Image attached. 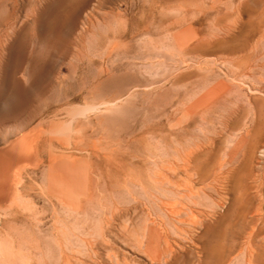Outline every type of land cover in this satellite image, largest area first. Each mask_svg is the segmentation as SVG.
I'll list each match as a JSON object with an SVG mask.
<instances>
[{
    "label": "rangeland",
    "instance_id": "rangeland-1",
    "mask_svg": "<svg viewBox=\"0 0 264 264\" xmlns=\"http://www.w3.org/2000/svg\"><path fill=\"white\" fill-rule=\"evenodd\" d=\"M78 1L0 32V264H264V0H89L60 37Z\"/></svg>",
    "mask_w": 264,
    "mask_h": 264
},
{
    "label": "bare ground",
    "instance_id": "bare-ground-1",
    "mask_svg": "<svg viewBox=\"0 0 264 264\" xmlns=\"http://www.w3.org/2000/svg\"><path fill=\"white\" fill-rule=\"evenodd\" d=\"M28 1V2H27ZM66 1L67 0H60V2H62V3H66ZM100 1V0H99ZM38 2H40V0H13V5L15 6V8L12 10V11H10V13H8V14H6L7 16H5V18H3V19H1L0 20V32H6L7 30H10V29H12V28H14V26H15V24H16V20H17V17H18V15H17V11H19L18 9L20 8V6L22 7V6H24V4H27V3H29L31 6H33V9H32V11L35 9V7H38V6H36L37 4H38ZM88 2H89V0H80V1H78L76 4H74V8L72 9V12L70 13V15H69V17L67 18V19H63L64 20V22H63V24H61L62 26V28L64 27V28H67L68 30V33H66V34H63V33H59L60 35H58V36H60V37H62L63 35H65V36H67L69 33H73L75 30L74 29H76L75 28V25H76V23H77V21H76V19H77V15H78V12L82 9V10H84L83 8H85V7H87L86 5L88 4ZM101 3V2H100ZM99 3V4H100ZM103 3V2H102ZM40 4V3H39ZM98 6V5H97ZM64 7V6H63ZM72 8V7H71ZM56 10V9H55ZM52 11V10H51ZM19 13V12H18ZM42 13V12H41ZM80 13V12H79ZM53 14V13H52ZM42 15H43V13H42ZM19 18V17H18ZM47 19V18H46ZM153 21V20H152ZM41 25H40V29H41V31H42V33L44 34V35H53V33H55L56 31H55V29H56V26L60 23L59 22V20H58V18L57 17H54V18H51V19H49V17H48V20H42V21H40L39 22ZM141 29H143V31H145V32H151L152 30H151V28H148L147 26H139ZM63 28V29H64ZM59 29H61V28H59L58 27V30ZM63 29H61V30H63ZM57 30V29H56ZM74 30V31H73ZM151 30V31H150ZM61 32H63V31H61ZM66 32V31H65ZM51 36H49V37H51ZM54 36V35H53ZM57 36V35H56ZM55 36V37H56ZM47 38V37H46ZM54 38V37H53ZM52 38V39H53ZM66 38V37H65ZM64 38V39H65ZM56 39V38H55ZM57 39H58V37H57ZM59 39H61L62 41H63V39L62 38H59ZM0 40H1V38H0ZM61 40H57V41H61ZM54 42V44H56L55 42H57V41H55V40H53ZM58 43V42H57ZM19 50H20V45L17 43L13 48H12V50H11V53H10V57H9V60H8V62H7V64H6V66H5V76H4V80H5V82L6 83H8V84H10L11 85V87L12 86H14L13 88L16 90V92H15V90L13 91V92H15V94H16V96H18V97H20L19 95L21 94L20 92H19V85H18V82L16 81V75L19 73V71L21 70V61H22V57H21V55H20V52H19ZM21 51V50H20ZM23 52V51H22ZM23 56V55H22ZM23 64V63H22ZM17 98V97H16ZM20 99V98H19ZM18 99V100H19ZM22 99V98H21ZM15 99L14 98H12V100L9 102V104H7L5 107L7 108V109H11L12 110V107H13V105L15 106V103H20V100L18 101V102H16V101H14ZM91 109H93L92 107H83V108H76V109H73V110H71L70 112H71V115H72V117H74V116H77V115H83V114H86L87 113V111H89V110H91ZM97 110V109H96ZM95 111V110H94ZM93 111V112H94ZM72 121V120H71ZM71 123V122H70ZM68 127V126H67ZM66 132V131H65ZM69 141V140H68ZM70 145V144H69ZM194 150H192V152H191V150H190V153L188 152V153H184V154H182V155H178L179 154V152H178V158L177 159H175L174 158V160H173V163H174V161L175 160H178L179 162L178 163H176L175 162V164H174V168L173 167H171V168H173V174H175V175H179V174H182V173H187L188 171H189V168H190V166H191V163H193L192 162V160H193V157H194V153L195 152H193ZM196 151V150H195ZM182 152L180 151V154H181ZM197 153V152H196ZM154 155V154H153ZM152 157V156H151ZM156 157H157V155H156ZM1 158V157H0ZM195 158V157H194ZM171 162V161H170ZM169 162V163H170ZM171 165H172V162L170 163ZM178 164H180V165H178ZM51 167H52V165H51ZM170 167V166H169ZM167 168H164V169H162V171L164 170V172H165V170H166ZM170 169V168H169ZM168 169V170H169ZM168 170L166 171L167 173H168ZM171 171H172V169H171ZM162 173V172H159L160 174H158L157 176H156V178H157V180L161 183V182H163V180H169V176L168 175H170V174H166V173ZM220 173V172H219ZM217 174V173H216ZM222 174V173H221ZM216 176V175H215ZM220 177H221V175H219ZM218 176V177H219ZM225 176H226V174H225ZM225 176H223V177H225ZM190 177V176H189ZM227 177V176H226ZM186 178V177H185ZM188 178V177H187ZM212 178V177H211ZM124 179V178H123ZM192 179V178H191ZM191 179H189L190 181H191ZM221 179H223V178H221ZM220 179V180H221ZM188 180V179H187ZM203 180V179H202ZM218 180V179H217ZM219 180V181H220ZM225 180H227V179H225ZM189 181V182H190ZM219 181H217V183L219 182ZM157 182V181H156ZM169 182V181H168ZM189 182H188V184H189ZM192 182H194V180L192 181ZM199 182H201V181H199ZM186 184H187V182H185ZM191 183V182H190ZM222 183H225V182H222ZM208 184V183H207ZM179 185V184H178ZM185 185V184H184ZM184 185H183V188L182 189H187V188H184ZM209 185V184H208ZM187 186V185H186ZM212 187H213V185H211ZM210 186V187H211ZM179 187V186H178ZM182 187V186H181ZM180 187V188H181ZM214 187H217V186H214ZM194 188V186L193 185H190V188H188V190L190 189V190H192ZM214 189V188H213ZM220 189V188H219ZM216 190V189H215ZM185 191V190H184ZM224 191V190H223ZM186 192V191H185ZM198 192V191H197ZM217 192H219V191H217ZM193 195V194H192ZM223 195V194H222ZM68 196V195H67ZM191 196V195H190ZM194 196V195H193ZM173 207V206H172ZM174 210V209H173ZM166 234V233H165ZM162 237H165V236H162ZM194 237V236H193ZM168 238V237H167ZM166 237L164 238L165 240V246H164V248L162 249V256H173V255H175V253H176V247H178V246H172L170 243H169V241H168V239H167ZM196 241H197V239H196ZM61 244V243H60ZM174 245H176V243L174 244ZM211 250V249H210ZM65 252V251H64ZM65 254V253H64ZM65 258V257H64ZM219 258V257H218ZM166 259V258H165ZM167 260V259H166ZM127 263V262H126Z\"/></svg>",
    "mask_w": 264,
    "mask_h": 264
}]
</instances>
